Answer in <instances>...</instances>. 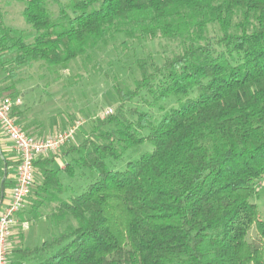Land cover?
I'll return each mask as SVG.
<instances>
[{
  "label": "trees",
  "instance_id": "trees-1",
  "mask_svg": "<svg viewBox=\"0 0 264 264\" xmlns=\"http://www.w3.org/2000/svg\"><path fill=\"white\" fill-rule=\"evenodd\" d=\"M59 5L54 19L46 0H25L32 41L0 15V72L36 62L60 68L119 34L162 38L175 49L162 64L152 55L135 62L139 77L114 86L117 109L68 147L63 170L52 158L35 162L33 218L51 202L52 223L76 226L19 250L11 264H264V220L251 202L264 180V0ZM169 100L178 106L160 119L141 108ZM134 101L142 106H128ZM146 142L151 153L113 168ZM62 171L95 179L65 199ZM10 185L6 179L4 199ZM253 226L258 237L249 242Z\"/></svg>",
  "mask_w": 264,
  "mask_h": 264
},
{
  "label": "rangeland",
  "instance_id": "rangeland-1",
  "mask_svg": "<svg viewBox=\"0 0 264 264\" xmlns=\"http://www.w3.org/2000/svg\"><path fill=\"white\" fill-rule=\"evenodd\" d=\"M46 1L52 17L56 19L59 16V4L67 6L72 0H59V3L56 0ZM24 6L25 0H0V15L3 16L8 26L23 30L28 40L32 41L34 32L24 20ZM174 49L175 46L162 38L140 42L129 40L123 34H119L116 36L115 41L110 40L107 44L99 45L90 52L88 57H82L60 68L50 69L45 64L36 62L21 69L13 67L7 71L0 72V95L9 97L18 96L23 99L22 93L25 92L35 102H42L44 107H52L57 103V106H61V104L71 106L75 117L72 119L69 127L75 125L80 120L84 122V125L79 129L74 142L65 146L68 150L69 146L78 145L85 138V134L91 132L93 123L97 119H104L115 112L118 102L114 86L121 88L132 87L134 80L139 77L135 63L138 59L152 55L158 64H162L164 57L170 55ZM11 73L15 74L13 78L10 77ZM20 88L24 90L22 93L18 90ZM136 105L142 106L141 101H134L132 104H128V106ZM177 106L178 102L176 100H169L162 104L163 109L141 108L150 112L156 119H160L166 111ZM66 129H60L57 132ZM25 132L27 131L25 130ZM27 133L32 135L29 132ZM0 134L2 135L1 129ZM3 138L5 139L4 136H0V139ZM0 143L5 156L13 162L7 177L8 182H11L8 188V191H10L16 178V170L19 164L18 155L12 149V145H8L5 141ZM153 148L151 143L146 142L139 148L129 151L126 154L124 162L118 163L114 167L112 166L113 164L110 165L114 169L124 170L129 162L139 159L144 154L151 153ZM53 168L58 169V166L54 165ZM3 177L4 162L0 155V193ZM61 178L63 181L65 179L64 184L67 186V190L69 189V184L74 185L75 195L83 193L95 179L89 175L87 178L79 177L76 181L75 179L77 178L73 180L66 173H62ZM39 179L40 176L37 170L35 182ZM70 194L71 192L67 193L66 198ZM30 199H34L32 192L28 202ZM251 202L257 205L260 215L264 220V180L257 183ZM55 207V203L46 202L37 211V216L34 217V221L45 220L41 223L45 225H41L37 229L41 244L24 242L19 244L16 249L24 250L42 245L45 241L52 240L54 237L66 232L68 228L76 226V223L72 220L61 226H56L52 223L49 218ZM1 209L2 206L0 207ZM32 218L33 216H30V220H33ZM257 237V229L253 226L247 240L252 242ZM11 252L16 253L17 251L13 250ZM11 252L10 263L14 261L12 260Z\"/></svg>",
  "mask_w": 264,
  "mask_h": 264
},
{
  "label": "built area",
  "instance_id": "built-area-1",
  "mask_svg": "<svg viewBox=\"0 0 264 264\" xmlns=\"http://www.w3.org/2000/svg\"><path fill=\"white\" fill-rule=\"evenodd\" d=\"M20 97L12 98L0 95V129L3 136L12 144V149L18 155V167L13 187L7 192L0 210V264L10 263V239L18 224V215L25 210L29 197L35 185V162L50 154L58 152L71 142H74L83 121L64 131H59L45 137H36L25 132L18 122L14 111L22 106ZM27 228V224H25Z\"/></svg>",
  "mask_w": 264,
  "mask_h": 264
},
{
  "label": "crops",
  "instance_id": "crops-1",
  "mask_svg": "<svg viewBox=\"0 0 264 264\" xmlns=\"http://www.w3.org/2000/svg\"><path fill=\"white\" fill-rule=\"evenodd\" d=\"M18 90L21 91V93L24 91L22 88ZM22 96L23 104L19 108L17 118L24 127V130L31 133L33 136L45 137L57 132L60 129H66L70 126V124L72 123V119L75 117L72 113L71 106L69 107L68 104H61V106H57V103L52 107H44L42 105V102H35L32 98H30L31 96L26 95L25 92L22 93ZM0 136H3V134H0ZM3 139H0V142L5 141L8 145H12L8 139ZM45 158H52L54 160V165H57L59 170H63L66 165L71 162V157L67 154V148L65 147ZM62 173L64 172L62 171L61 175ZM79 174L80 172L78 171V175L77 177H75L77 179L72 177L71 179H75L77 181L79 179ZM38 182L39 181L36 180L35 183L37 184ZM63 182H65V179ZM73 187L74 185L69 184L68 191H70L71 193H75ZM32 195H34L33 191ZM32 200L33 199H30L25 210L18 215V224L14 228L13 235L10 239V252L13 250L17 251L16 253L11 252L12 260L14 261L20 260V255L18 253L20 249H16L19 244L24 242L41 244V239L39 237L40 235L38 233L39 231H37V229L39 226L45 225L41 224L45 220L34 221L35 218H32L33 220H30V216H33V214L30 213ZM25 224H27V228L25 227Z\"/></svg>",
  "mask_w": 264,
  "mask_h": 264
},
{
  "label": "water",
  "instance_id": "water-1",
  "mask_svg": "<svg viewBox=\"0 0 264 264\" xmlns=\"http://www.w3.org/2000/svg\"><path fill=\"white\" fill-rule=\"evenodd\" d=\"M0 155H1V158H2V160L4 162V177H3V180H2V183H1V193H0V197H1L0 205H1L3 200H4V192H5L4 182L7 179L8 173H9L8 162H7L5 156H4L3 152H2L1 146H0Z\"/></svg>",
  "mask_w": 264,
  "mask_h": 264
}]
</instances>
